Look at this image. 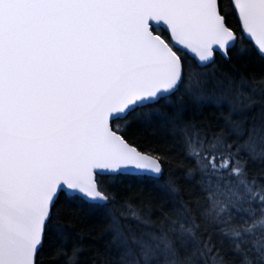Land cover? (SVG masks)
Wrapping results in <instances>:
<instances>
[{
    "label": "snow or ice",
    "instance_id": "snow-or-ice-1",
    "mask_svg": "<svg viewBox=\"0 0 264 264\" xmlns=\"http://www.w3.org/2000/svg\"><path fill=\"white\" fill-rule=\"evenodd\" d=\"M0 264H264V0H0Z\"/></svg>",
    "mask_w": 264,
    "mask_h": 264
}]
</instances>
